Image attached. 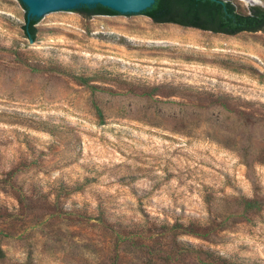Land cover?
I'll return each instance as SVG.
<instances>
[{"label":"rangeland","instance_id":"rangeland-1","mask_svg":"<svg viewBox=\"0 0 264 264\" xmlns=\"http://www.w3.org/2000/svg\"><path fill=\"white\" fill-rule=\"evenodd\" d=\"M25 16L0 0V264H264V32Z\"/></svg>","mask_w":264,"mask_h":264},{"label":"trees","instance_id":"trees-1","mask_svg":"<svg viewBox=\"0 0 264 264\" xmlns=\"http://www.w3.org/2000/svg\"><path fill=\"white\" fill-rule=\"evenodd\" d=\"M22 5L26 9L23 30L25 36L34 42L37 40L39 19L28 18V9L23 3ZM74 11L85 18L120 15L101 5L82 6ZM142 14L156 24H173L214 34L236 36L241 33L264 32V8L253 6L245 12L233 0H155L152 7ZM77 79L82 85L90 84L87 78ZM246 206L253 208L255 203L247 202Z\"/></svg>","mask_w":264,"mask_h":264},{"label":"water","instance_id":"water-1","mask_svg":"<svg viewBox=\"0 0 264 264\" xmlns=\"http://www.w3.org/2000/svg\"><path fill=\"white\" fill-rule=\"evenodd\" d=\"M28 9V18H37L39 23H51L82 6L101 5L120 13L124 18L142 20L147 16L142 13L152 7L155 0H19ZM253 4H258L252 2ZM264 8V7H263ZM122 14V15H121Z\"/></svg>","mask_w":264,"mask_h":264},{"label":"clouds","instance_id":"clouds-1","mask_svg":"<svg viewBox=\"0 0 264 264\" xmlns=\"http://www.w3.org/2000/svg\"><path fill=\"white\" fill-rule=\"evenodd\" d=\"M257 2H259V0H257Z\"/></svg>","mask_w":264,"mask_h":264}]
</instances>
